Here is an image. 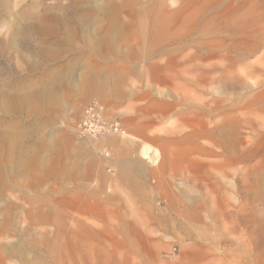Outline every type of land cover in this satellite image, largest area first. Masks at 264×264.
Returning a JSON list of instances; mask_svg holds the SVG:
<instances>
[{
    "label": "rangeland",
    "instance_id": "rangeland-1",
    "mask_svg": "<svg viewBox=\"0 0 264 264\" xmlns=\"http://www.w3.org/2000/svg\"><path fill=\"white\" fill-rule=\"evenodd\" d=\"M0 92V264H264V0H0Z\"/></svg>",
    "mask_w": 264,
    "mask_h": 264
},
{
    "label": "crops",
    "instance_id": "crops-1",
    "mask_svg": "<svg viewBox=\"0 0 264 264\" xmlns=\"http://www.w3.org/2000/svg\"><path fill=\"white\" fill-rule=\"evenodd\" d=\"M120 153L121 157L119 155ZM140 153L142 154V149ZM135 154H137L135 150L116 151L115 157L117 158L116 161L114 160L116 167L115 172L112 174L108 172L107 174L109 175H105V177H108V184L118 181L122 186H125V188L130 190L132 200L135 203H141L146 199L144 193L151 189L149 181L153 179V172L151 170L145 172V170H143V163ZM150 158V156H143L142 159ZM72 245H74V243Z\"/></svg>",
    "mask_w": 264,
    "mask_h": 264
},
{
    "label": "built area",
    "instance_id": "built-area-1",
    "mask_svg": "<svg viewBox=\"0 0 264 264\" xmlns=\"http://www.w3.org/2000/svg\"><path fill=\"white\" fill-rule=\"evenodd\" d=\"M81 134L90 138L123 134L120 123L107 121L102 115V107L97 103L85 106L79 117Z\"/></svg>",
    "mask_w": 264,
    "mask_h": 264
},
{
    "label": "bare ground",
    "instance_id": "bare-ground-1",
    "mask_svg": "<svg viewBox=\"0 0 264 264\" xmlns=\"http://www.w3.org/2000/svg\"><path fill=\"white\" fill-rule=\"evenodd\" d=\"M96 13V11H94ZM91 17V16H90ZM104 17V16H103ZM19 21V20H18ZM44 23V21L42 22ZM153 23V22H152ZM19 24V23H18ZM19 26V25H18ZM17 26V27H18ZM9 32V31H8ZM14 41L13 39L10 41V43L12 44ZM61 71V70H60ZM59 72L57 71L56 74H58ZM60 74V73H59ZM56 81V80H55ZM53 86V85H52ZM43 92V91H42ZM18 109V105H17V98L16 95H12V94H6V93H2L0 92V111L5 112L6 114L9 113H14L16 110ZM4 113V114H5ZM14 136L9 135L6 131H2L0 130V160H1V152L3 149V145L4 143L7 144V147L9 148V150L13 149L14 147ZM144 150V149H142ZM146 152H144L143 154H145ZM148 154H145V157H147ZM10 163H7L6 167L9 166V164H11V159H9ZM13 162V161H12ZM10 178V177H9ZM1 175H0V185H1ZM2 188V187H1ZM5 188V187H4ZM3 190V189H2ZM4 194V193H3ZM1 196V193H0ZM1 199V198H0Z\"/></svg>",
    "mask_w": 264,
    "mask_h": 264
}]
</instances>
